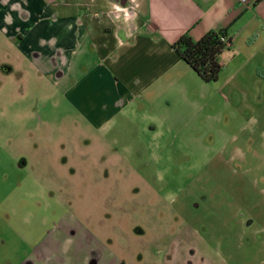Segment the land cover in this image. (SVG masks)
I'll return each mask as SVG.
<instances>
[{"label": "rangeland", "instance_id": "rangeland-1", "mask_svg": "<svg viewBox=\"0 0 264 264\" xmlns=\"http://www.w3.org/2000/svg\"><path fill=\"white\" fill-rule=\"evenodd\" d=\"M14 51L0 47V152L28 164L0 169V206L15 214L0 219V264L68 212L118 264H264V93L239 88L233 65L198 80L199 106L152 137L143 121L95 128L38 65L9 62ZM55 152L68 175L30 191Z\"/></svg>", "mask_w": 264, "mask_h": 264}, {"label": "crops", "instance_id": "crops-1", "mask_svg": "<svg viewBox=\"0 0 264 264\" xmlns=\"http://www.w3.org/2000/svg\"><path fill=\"white\" fill-rule=\"evenodd\" d=\"M248 1L0 0V47L15 49L20 57L11 56L9 62L25 60L52 76L95 128L143 121L157 137L166 123L188 115V108H197L199 96L204 97L194 89L203 80L172 47L185 32L199 39L209 30L226 28L230 45L219 55L224 70L233 65L230 77L239 88L264 93V0ZM128 153L118 157L127 159ZM25 160L0 152V169L8 164L10 173L20 172ZM47 163L49 173L33 171L30 191H52L68 175L58 152ZM14 217L12 208L0 206V219ZM30 243L28 252L15 253L14 264H118L69 212Z\"/></svg>", "mask_w": 264, "mask_h": 264}, {"label": "trees", "instance_id": "trees-1", "mask_svg": "<svg viewBox=\"0 0 264 264\" xmlns=\"http://www.w3.org/2000/svg\"><path fill=\"white\" fill-rule=\"evenodd\" d=\"M224 37H228L226 28L209 30L199 39L185 32L172 47L204 82H214L223 68L219 55L230 44V39L229 43L223 41Z\"/></svg>", "mask_w": 264, "mask_h": 264}, {"label": "built area", "instance_id": "built-area-1", "mask_svg": "<svg viewBox=\"0 0 264 264\" xmlns=\"http://www.w3.org/2000/svg\"><path fill=\"white\" fill-rule=\"evenodd\" d=\"M240 1H241V3L246 4V5L249 4V1H248V0H240ZM116 8H118V7L116 6ZM223 41H225L226 43H227V42L229 43V38H228V37H224V38H223ZM229 45H230V44H229Z\"/></svg>", "mask_w": 264, "mask_h": 264}, {"label": "water", "instance_id": "water-1", "mask_svg": "<svg viewBox=\"0 0 264 264\" xmlns=\"http://www.w3.org/2000/svg\"><path fill=\"white\" fill-rule=\"evenodd\" d=\"M122 1V4H125L127 0H121Z\"/></svg>", "mask_w": 264, "mask_h": 264}, {"label": "flooded vegetation", "instance_id": "flooded-vegetation-1", "mask_svg": "<svg viewBox=\"0 0 264 264\" xmlns=\"http://www.w3.org/2000/svg\"><path fill=\"white\" fill-rule=\"evenodd\" d=\"M247 224H250V223H247ZM245 226V225H244ZM163 256H165L164 254H163ZM170 257H172V255H170Z\"/></svg>", "mask_w": 264, "mask_h": 264}]
</instances>
